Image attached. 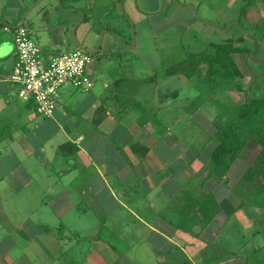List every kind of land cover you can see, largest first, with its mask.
I'll return each mask as SVG.
<instances>
[{
	"label": "crops",
	"instance_id": "1",
	"mask_svg": "<svg viewBox=\"0 0 264 264\" xmlns=\"http://www.w3.org/2000/svg\"><path fill=\"white\" fill-rule=\"evenodd\" d=\"M0 24L29 28L45 59L87 51L94 81L63 87L39 118L9 81L16 48L0 32V264H264L245 148L213 166L217 122L263 91L264 0H0ZM229 42L239 75L193 70ZM175 81L193 92L159 105Z\"/></svg>",
	"mask_w": 264,
	"mask_h": 264
},
{
	"label": "built area",
	"instance_id": "2",
	"mask_svg": "<svg viewBox=\"0 0 264 264\" xmlns=\"http://www.w3.org/2000/svg\"><path fill=\"white\" fill-rule=\"evenodd\" d=\"M0 32H13L16 48L17 59L9 81L18 87L19 99L32 103L38 115L54 116L61 102V90L67 85L82 92L94 88L89 70L92 58L86 51H65L45 59L40 46L30 37L29 28L12 30L0 24Z\"/></svg>",
	"mask_w": 264,
	"mask_h": 264
},
{
	"label": "trees",
	"instance_id": "3",
	"mask_svg": "<svg viewBox=\"0 0 264 264\" xmlns=\"http://www.w3.org/2000/svg\"><path fill=\"white\" fill-rule=\"evenodd\" d=\"M236 51L231 42L216 47L213 56L201 55L191 58L193 70L202 73L200 66L207 67V75L210 80L216 78L233 79L239 75L235 62L231 55ZM262 94L253 96V99L244 107L235 108L229 111L227 118L223 119L217 126L218 145L213 153L214 169H229L232 163L239 156L241 151L246 148L248 143L254 139L264 150V81H260ZM263 157V158H262ZM264 156L257 160V164L249 168L245 175L246 183H252L256 178L264 181ZM256 187V186H255ZM264 192V187L260 188Z\"/></svg>",
	"mask_w": 264,
	"mask_h": 264
},
{
	"label": "rangeland",
	"instance_id": "4",
	"mask_svg": "<svg viewBox=\"0 0 264 264\" xmlns=\"http://www.w3.org/2000/svg\"><path fill=\"white\" fill-rule=\"evenodd\" d=\"M166 1V3H168V0H165ZM199 12H200V9H199ZM259 27L260 28H262L263 26L262 25H259ZM204 32H200L199 31V33H198V38L200 39V38H204ZM134 38H135V36H133V41H132V43L134 44ZM100 39H101V36H100ZM101 41L102 40H99V43L98 44H100L101 45ZM159 47H160V45H159ZM149 51L150 50H152V47L150 46L149 47V49H148ZM157 74V76H158V78L160 79V76H162V74H164L163 72H161V70H158V72L156 73ZM181 83H179V82H177V81H175V86H174V88L176 89V90H174L175 92H179L180 93V95H178V96H172V97H168V98H165L164 100H165V103L163 104L164 106L167 104V103H171V105H172V103H174V102H176V101H178V100H180V99H182L183 97H186V95L187 94H189V95H191V93L193 92V89L191 90V89H188V87H185L183 84L179 87V85H180ZM69 86V85H68ZM71 87V86H70ZM74 91H77L76 89H74L73 87H71ZM161 88V87H160ZM64 89V88H63ZM63 89L61 90V94H62V91H63ZM209 89V88H208ZM212 87L210 88V91L212 92ZM163 91H164V93L166 94V95H169L168 93H167V88H165V90L163 89ZM78 92V91H77ZM205 92H206V94H205V96H201L200 97V99H198L199 100V102L198 103H196V105L195 106H197V107H200V103H201V101H202V99H205V98H208L209 97V95H210V92L209 91H207V90H205ZM211 97H212V94H211ZM197 100V101H198ZM24 102V101H23ZM161 99H159V105H161ZM222 102V103H221ZM25 103H27V102H25ZM24 103V104H25ZM213 105H214V107H217V108H223V107H225L227 104H226V102H225V100H224V98H222V97H220V95L217 97V99H216V101L214 102V103H212ZM212 104H211V106H212ZM29 105H31L33 108H34V105L32 104V103H29ZM211 106H209V107H211ZM207 105H205L203 108H201L200 109V111L199 112H202V113H206V111H208V109H207ZM35 109V108H34ZM197 109V108H196ZM198 112V113H199ZM198 113H196L197 115L195 116V117H197L198 119L199 118H201L202 120H204L203 119V117L200 115V114H198ZM39 118H41L42 119V116H38ZM44 118V117H43ZM195 123V122H194ZM217 125H218V122H217ZM261 156H264V150H263V147H261L254 139H252L251 141H250V144L248 143V146H247V148H245V152H244V161H245V164H246V168H245V170H246V172H245V175L247 174V172H248V170H249V168H252V167H254L256 164H257V160H259V158L261 157ZM263 158V157H262ZM260 169H262V170H264V166L263 165H261V167H260ZM33 173L35 174V176H41L42 175V173H40L39 172V170L37 169V168H34L33 169ZM256 184L260 187V188H263L264 187V181H263V179L262 178H259V179H257L256 180ZM264 193V192H263ZM263 199H264V197H263ZM1 235H3V233L1 234Z\"/></svg>",
	"mask_w": 264,
	"mask_h": 264
},
{
	"label": "water",
	"instance_id": "5",
	"mask_svg": "<svg viewBox=\"0 0 264 264\" xmlns=\"http://www.w3.org/2000/svg\"><path fill=\"white\" fill-rule=\"evenodd\" d=\"M85 51V50H84ZM87 52V51H86ZM163 89L164 88H161L160 90H159V94H158V96H159V99H161V101H163L165 98H168L169 96L168 95H166L165 93H164V91H163ZM165 90V89H164ZM175 95L177 96L178 94L177 93H175ZM164 102H165V100H164ZM164 102H161V104H164Z\"/></svg>",
	"mask_w": 264,
	"mask_h": 264
}]
</instances>
